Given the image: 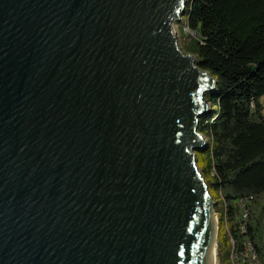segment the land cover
I'll return each instance as SVG.
<instances>
[{
	"label": "water",
	"instance_id": "95a60500",
	"mask_svg": "<svg viewBox=\"0 0 264 264\" xmlns=\"http://www.w3.org/2000/svg\"><path fill=\"white\" fill-rule=\"evenodd\" d=\"M187 1L0 0V264L207 263Z\"/></svg>",
	"mask_w": 264,
	"mask_h": 264
},
{
	"label": "trees",
	"instance_id": "16d2710c",
	"mask_svg": "<svg viewBox=\"0 0 264 264\" xmlns=\"http://www.w3.org/2000/svg\"><path fill=\"white\" fill-rule=\"evenodd\" d=\"M180 22L182 51L215 80L196 159L218 203V263L248 264L250 247L264 264V0H188Z\"/></svg>",
	"mask_w": 264,
	"mask_h": 264
},
{
	"label": "rangeland",
	"instance_id": "374dc122",
	"mask_svg": "<svg viewBox=\"0 0 264 264\" xmlns=\"http://www.w3.org/2000/svg\"><path fill=\"white\" fill-rule=\"evenodd\" d=\"M184 24L182 22H177V23H174V31L176 33V36H177V39H178V44H179V47H183L185 45L188 44V39L185 37L186 35V29L183 28ZM182 50V49H181ZM209 106L207 103H205V106H204V110H203V113L202 114H206L207 112H209ZM197 152H195V155H196ZM201 157H203V155L201 154ZM215 201V200H214ZM218 203L216 204L215 208L217 207ZM218 213H216V218H217V223H218V229H219V218H218ZM218 234V232H217ZM217 243H216V250H217ZM250 247H248V250L246 252L245 255H242V257L238 258L239 261H247L248 264H258L256 258L254 257V255L251 253ZM217 254V253H216ZM234 259H236L235 256H233ZM216 264H219L218 263V260H217V257H216ZM238 264V263H237Z\"/></svg>",
	"mask_w": 264,
	"mask_h": 264
},
{
	"label": "bare ground",
	"instance_id": "6f19581e",
	"mask_svg": "<svg viewBox=\"0 0 264 264\" xmlns=\"http://www.w3.org/2000/svg\"><path fill=\"white\" fill-rule=\"evenodd\" d=\"M216 228L212 229V235L209 238V246L207 253V263L206 264H216V243H217V232Z\"/></svg>",
	"mask_w": 264,
	"mask_h": 264
},
{
	"label": "built area",
	"instance_id": "2783aa9c",
	"mask_svg": "<svg viewBox=\"0 0 264 264\" xmlns=\"http://www.w3.org/2000/svg\"><path fill=\"white\" fill-rule=\"evenodd\" d=\"M245 203H247V201H244V200H241L239 205H240V208H241V215H242V218L245 219L246 217V210H245Z\"/></svg>",
	"mask_w": 264,
	"mask_h": 264
}]
</instances>
